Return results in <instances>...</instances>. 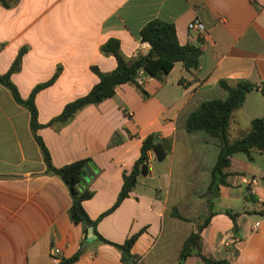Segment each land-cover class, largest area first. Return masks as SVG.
Segmentation results:
<instances>
[{
  "label": "crops",
  "instance_id": "0c3cea01",
  "mask_svg": "<svg viewBox=\"0 0 264 264\" xmlns=\"http://www.w3.org/2000/svg\"><path fill=\"white\" fill-rule=\"evenodd\" d=\"M8 3V7L0 4V74H7L25 49L20 70L11 75L24 100L57 76L36 96L42 125L91 92L99 82L94 68L102 73L117 68L116 58L101 50L110 39L119 40L126 60H137L151 51L141 40L142 29L159 20L174 25L182 46L202 48L198 70L188 71L176 63L163 80L147 75L143 91L134 83L121 85L113 98L84 108L67 125L37 133L56 168L91 160L82 188L93 196L83 206L92 221L99 220L96 231L103 239L123 245L139 234L132 248L138 264H180L186 240L200 225L199 197L202 192L208 196L220 152L218 139L206 132L190 133L187 123L204 102L229 97L223 82L232 87L264 82V0ZM194 20L206 26L203 38L189 31ZM263 116L264 95L254 90L232 114L229 142L247 135L251 122ZM149 136H156L168 155L159 161L150 153L149 174L140 177L130 196L114 209L124 174L132 171ZM227 172L229 186L208 196L204 213L209 215L211 202L214 215L201 232V254L227 264H264V180L256 186L245 184L261 177L264 155L253 151L250 160L235 154ZM187 197L192 198L191 212L196 214L193 223L173 214L178 208L184 215L182 202ZM72 204L64 181L46 174L30 112L0 84V264H54L52 248H59L65 261L83 249L74 264H124L120 250L97 236L83 248L92 227L73 223ZM230 215L236 216L235 221ZM259 221L261 226L254 231ZM185 264L204 263L192 255Z\"/></svg>",
  "mask_w": 264,
  "mask_h": 264
},
{
  "label": "trees",
  "instance_id": "16d2710c",
  "mask_svg": "<svg viewBox=\"0 0 264 264\" xmlns=\"http://www.w3.org/2000/svg\"><path fill=\"white\" fill-rule=\"evenodd\" d=\"M9 1L0 0V4L8 7ZM140 35L141 40L151 46V51L148 55L140 56L134 61H128L121 53L119 40L110 39L101 50L105 55L116 58L117 68L110 73H102L98 68H94V72L99 77L98 84L85 97L69 103L60 116L46 125L39 123L35 100L37 94L52 85L57 76L50 82L39 85L34 89L31 96L27 100H24L18 88L12 82L11 75L20 70L22 58L26 51L25 49L20 52L10 71L5 75L0 74V84L10 91L16 103L25 107L31 114V128L42 151L46 164V174L55 175L62 179L71 192L73 198V204L69 212L71 220L74 224H82L87 228L92 227L98 240L118 248L122 254V262L124 264H138L139 258L132 254V248L139 234L128 239L125 244L117 245L103 239L97 233L96 226L99 220L96 222L92 221L83 206L84 201L93 196L92 192L82 188L85 182L84 174H86V169L91 160H81L62 168H56L52 164L51 154L47 146L37 133L42 128L59 129L61 126L67 125L84 108L99 105L113 98L118 87L121 85L128 83L138 85L136 79L141 70H144L146 75L151 78L163 80L164 76L169 75L173 71L175 64L179 62L188 71L199 69L203 55L202 48L194 45L182 46L178 41L174 25L155 20L148 23L142 29ZM180 83L183 84V80ZM138 86L143 91L142 86ZM222 87L229 92V97L226 100L204 102L190 116L187 123V128L190 133L206 132L211 137L219 140L220 152L212 171V179L208 189V196L211 195L213 197L218 195L222 187L229 186L227 179L231 174L227 170L230 168L231 159L235 154L243 153L250 160L252 159L253 151H258L264 155V116L251 122V130L247 135L233 143H230L228 140V129L233 112L243 106L250 92L259 90L264 95V82L258 85L250 82H241L234 87L223 82ZM150 153H155L159 161H163L168 155L166 147L158 141L157 137L149 136L142 145L140 158L135 163L132 171L129 174H124V185L114 209L119 207L130 196L139 178L149 174ZM212 205L210 202L209 215L204 219L203 224H200L197 227V231L192 233L186 240L180 254V264H185V261L192 255L200 257L204 264H227L226 261L211 260L201 254V232L209 224L211 217L214 215L211 210ZM230 216L235 221L236 216ZM103 217L104 215L101 218ZM174 217L181 221L189 222L180 213H174ZM82 252L83 249H80L72 259L64 260L63 264H74L78 261Z\"/></svg>",
  "mask_w": 264,
  "mask_h": 264
},
{
  "label": "built area",
  "instance_id": "2783aa9c",
  "mask_svg": "<svg viewBox=\"0 0 264 264\" xmlns=\"http://www.w3.org/2000/svg\"><path fill=\"white\" fill-rule=\"evenodd\" d=\"M189 31L192 33L199 34L202 38L206 34V26L200 20H194L189 24ZM146 73L144 70L139 72L137 76V83L138 85L142 86L144 84V80L146 77ZM264 180V172L262 173L261 177H253L249 180H245V184L248 186H256L260 181ZM254 193V192H251ZM264 217V213H263ZM261 226V221L257 222L254 225V231H257ZM50 258L54 264H63L64 260L62 258V252L59 248H52L50 251Z\"/></svg>",
  "mask_w": 264,
  "mask_h": 264
},
{
  "label": "rangeland",
  "instance_id": "374dc122",
  "mask_svg": "<svg viewBox=\"0 0 264 264\" xmlns=\"http://www.w3.org/2000/svg\"><path fill=\"white\" fill-rule=\"evenodd\" d=\"M181 198H178V200L177 201H181L180 200ZM191 197H187V198H183V201L184 202H182L183 204V209H184V211H183V213H184V215H183V217L184 218H186L188 221H189V223H193V222H195L197 219H196V214H195V216H193V214H192V212H191V210H192V202H191ZM194 199V201H196V199H197V197H194L193 198ZM199 200H200V212H201V214H202V218L200 219V224H203V222H204V219H206L208 216H206L207 214L206 213H204L205 212V208H206V206H207V200H208V196H206V193H203L202 192V195L199 197ZM224 204H226L227 203V201H225V202H223ZM180 213V211L178 210V208H174V210H173V214L174 213ZM192 217H194V218H192ZM198 227V226H197Z\"/></svg>",
  "mask_w": 264,
  "mask_h": 264
},
{
  "label": "water",
  "instance_id": "95a60500",
  "mask_svg": "<svg viewBox=\"0 0 264 264\" xmlns=\"http://www.w3.org/2000/svg\"><path fill=\"white\" fill-rule=\"evenodd\" d=\"M84 179L85 180H88V175L87 174H84ZM96 235L94 234L93 232V228H89L88 230V236H87V239L86 241L84 242L83 244V248H85L87 245H89L90 243H92L94 240H96Z\"/></svg>",
  "mask_w": 264,
  "mask_h": 264
}]
</instances>
